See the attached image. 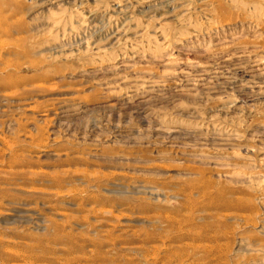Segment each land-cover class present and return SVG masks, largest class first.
<instances>
[{"label":"rangeland","instance_id":"obj_1","mask_svg":"<svg viewBox=\"0 0 264 264\" xmlns=\"http://www.w3.org/2000/svg\"><path fill=\"white\" fill-rule=\"evenodd\" d=\"M0 264H264V0H0Z\"/></svg>","mask_w":264,"mask_h":264}]
</instances>
